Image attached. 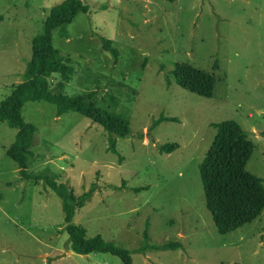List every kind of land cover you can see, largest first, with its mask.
Masks as SVG:
<instances>
[{
    "label": "rangeland",
    "instance_id": "374dc122",
    "mask_svg": "<svg viewBox=\"0 0 264 264\" xmlns=\"http://www.w3.org/2000/svg\"><path fill=\"white\" fill-rule=\"evenodd\" d=\"M61 0H0V99L20 80L29 41ZM88 5L51 33L65 76L48 87L93 102L128 120L129 133L106 149V132L88 118L27 101L22 117L36 130L29 173L65 183L73 195L94 184L72 222L129 250L131 264H264V209L219 234L203 204L197 165L214 134L210 122L234 120L253 150L244 169L264 187V0H81ZM99 37L117 50L114 59ZM175 62L214 76L203 98L177 86ZM169 83H165V78ZM176 121L148 126L158 115ZM15 130L0 122V264H121L108 253L67 247L58 197L40 179H22L6 148ZM175 142L169 153L157 146ZM108 184L118 186L111 188ZM132 187H142L137 192ZM147 222L149 243L175 249L135 251Z\"/></svg>",
    "mask_w": 264,
    "mask_h": 264
},
{
    "label": "trees",
    "instance_id": "16d2710c",
    "mask_svg": "<svg viewBox=\"0 0 264 264\" xmlns=\"http://www.w3.org/2000/svg\"><path fill=\"white\" fill-rule=\"evenodd\" d=\"M88 5L81 0H61L51 5L41 22V30L29 41L30 56L25 62L20 80L12 85L10 92L0 99V122L14 129L11 143L6 148V156L15 164L22 179H40L59 199L62 211L63 229L67 236V247L74 253L86 255L91 252L108 253L118 257L121 264H131L130 252L113 241L104 240L99 235L86 237L85 228L72 222L75 211L88 199L94 189L73 195L63 182L48 176H38L28 172L26 163L31 157L30 146L36 127L22 117L23 104L27 101H45L52 104L56 115L66 111L77 112L98 124L106 132V149L118 156L115 139L129 133L128 120L120 113L108 111L96 105L89 93L65 95L48 87L47 77L58 73L63 79L65 66L62 55L51 43V33L66 37V25L78 12H86ZM101 47L115 59L117 50L110 40L99 37ZM173 82L180 88L197 96L208 98L212 94L214 76L194 68L185 62H175L170 72ZM165 83L169 79L165 78ZM161 121H176L173 116L158 115L148 129ZM214 134L197 165L203 204L217 233L224 234L255 218L264 209V187L261 179L244 169V164L253 150L248 132L234 120L210 122ZM264 137V132H261ZM169 142L157 146V150L169 153L177 147ZM119 158V156H118ZM117 189L118 186L108 184ZM142 187H132L137 192ZM180 247L177 241L166 240L159 244L149 243L147 222L141 231V242L135 251L143 253L149 249L165 250Z\"/></svg>",
    "mask_w": 264,
    "mask_h": 264
}]
</instances>
